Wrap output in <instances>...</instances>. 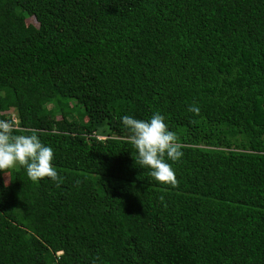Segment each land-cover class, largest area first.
I'll return each instance as SVG.
<instances>
[{
    "label": "trees",
    "instance_id": "trees-1",
    "mask_svg": "<svg viewBox=\"0 0 264 264\" xmlns=\"http://www.w3.org/2000/svg\"><path fill=\"white\" fill-rule=\"evenodd\" d=\"M156 112L174 186L121 120ZM0 120L62 178L0 174V264H264V0H0Z\"/></svg>",
    "mask_w": 264,
    "mask_h": 264
},
{
    "label": "clouds",
    "instance_id": "clouds-1",
    "mask_svg": "<svg viewBox=\"0 0 264 264\" xmlns=\"http://www.w3.org/2000/svg\"><path fill=\"white\" fill-rule=\"evenodd\" d=\"M188 110L199 112L196 106H190ZM121 120L128 133L127 140L135 151V163L147 169L156 183L174 186L173 164L181 160L184 152L165 117L156 112L148 119L124 115ZM14 129L13 122L0 120V174L8 177L19 167L26 171L32 182L39 183L45 178L54 182L62 179L53 165V148L44 144L35 132L15 135Z\"/></svg>",
    "mask_w": 264,
    "mask_h": 264
},
{
    "label": "rangeland",
    "instance_id": "rangeland-1",
    "mask_svg": "<svg viewBox=\"0 0 264 264\" xmlns=\"http://www.w3.org/2000/svg\"><path fill=\"white\" fill-rule=\"evenodd\" d=\"M30 23H32V24H34V25L36 24L35 21L32 20V19L30 20ZM3 178H4V182H5V184H8V177L4 175Z\"/></svg>",
    "mask_w": 264,
    "mask_h": 264
}]
</instances>
